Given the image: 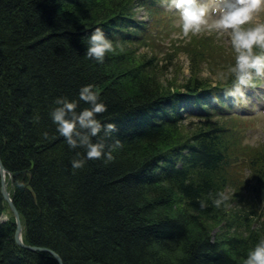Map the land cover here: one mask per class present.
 I'll use <instances>...</instances> for the list:
<instances>
[{"label":"trees","instance_id":"obj_1","mask_svg":"<svg viewBox=\"0 0 264 264\" xmlns=\"http://www.w3.org/2000/svg\"><path fill=\"white\" fill-rule=\"evenodd\" d=\"M162 1L0 0V159L24 244L63 264H243L264 238V144L240 146V118L226 111L231 77L212 86L195 71L202 62L228 69L235 52L210 41L206 53L194 40L191 76L163 86L155 58L141 52L156 44ZM96 27L116 44L104 63L85 55ZM86 84L107 105L98 118L115 125L93 138L112 159L73 169L84 149L69 147L49 113L56 97L78 100ZM189 118L199 122L186 130ZM230 187L248 198L217 207L216 194ZM1 189L0 176V218H9L0 221V264H58L17 244Z\"/></svg>","mask_w":264,"mask_h":264},{"label":"clouds","instance_id":"obj_2","mask_svg":"<svg viewBox=\"0 0 264 264\" xmlns=\"http://www.w3.org/2000/svg\"><path fill=\"white\" fill-rule=\"evenodd\" d=\"M171 7L178 11L182 32L199 33L205 27L217 33L227 32L235 52V62L227 69L217 73L220 79L231 77V86L225 95L244 96L245 87L256 77L264 76V22L250 23L256 12L264 6V0H220L218 8L212 9L215 16L209 21L210 8L207 0H171ZM116 51V44L108 37L102 27H96L87 38L85 55L96 63H104L108 53ZM79 101L87 107L80 108ZM55 107L50 110V118L60 136H63L72 149L83 148L77 152L79 158L71 161L73 169L84 167L88 160L107 156L112 159L111 151H105L106 145L94 137L103 132L110 135L115 129L113 123L102 122L97 114L106 110L107 105L100 99L95 85L86 84L79 90V99L66 96L56 97ZM47 137L48 133L45 132ZM119 141H117V144ZM228 199L225 192H219L213 203L219 207ZM206 202L201 201V206ZM243 264H264V238H261L248 250Z\"/></svg>","mask_w":264,"mask_h":264},{"label":"rangeland","instance_id":"obj_3","mask_svg":"<svg viewBox=\"0 0 264 264\" xmlns=\"http://www.w3.org/2000/svg\"><path fill=\"white\" fill-rule=\"evenodd\" d=\"M207 2L210 8L209 21L211 22V20L215 18L211 10L218 8L220 0H207ZM170 5L171 0L162 1L159 8L161 12L158 14L157 22L153 23L155 34L152 36L156 44L150 41L147 43V46L142 45L141 47V52L143 54L155 58V64L158 65L157 77L159 82L163 86H166V88L179 86V84L184 83L186 79L191 76V63L188 58L187 48L189 43L194 42V40L199 44L203 42V51L206 53L213 52L210 41H213L214 44L219 42V45L223 46V50L227 54L228 51L234 52L233 48H231L230 37L227 32L217 33L215 30H209L205 27L199 33H189V35L185 36L182 32L178 11ZM135 14L141 21L148 23L152 22L150 20V14L144 10L136 9ZM257 22H264V6L256 12L250 23L254 24ZM141 52H137V54L142 56ZM131 63H133V61ZM202 66L203 68H195V71H199V75L203 78H207V80L212 83V86L221 84L217 81V73L223 71L226 74L227 68H207L203 62ZM230 99L234 100V103H228L230 105L228 112H234L239 116L238 118H240V120L237 121L235 130L242 142H240V146H262L264 144V76L254 78V81L249 86L245 87L244 96L227 97V100ZM213 114H216V112ZM198 122L197 119L193 120L189 118L186 120L184 126L186 130H189ZM242 172L245 175L244 171ZM225 193L228 195L229 199L235 197L233 196L235 194L239 195H236L235 199L243 197L246 200L249 196L245 193L242 194V192L240 195V190L239 192H234L232 187L226 190ZM233 204L236 205L235 202ZM229 208H232V206ZM220 228L221 227H216L212 229L210 231L211 234L217 235L221 230Z\"/></svg>","mask_w":264,"mask_h":264},{"label":"water","instance_id":"obj_4","mask_svg":"<svg viewBox=\"0 0 264 264\" xmlns=\"http://www.w3.org/2000/svg\"><path fill=\"white\" fill-rule=\"evenodd\" d=\"M0 176H1L2 192L4 195V199L8 202V204L11 208V211L13 212V214L16 218L17 231L15 234V240H16L17 244L20 245L21 247L27 249V250L49 252L58 261V264H63L62 259L54 251L49 250V249H44V248L32 247V246H28V245L24 244L23 236H22V222H21L20 214H19L16 206L14 205V202H13V199L10 195V192L8 191L7 183H6L7 170L4 168V166L1 162V159H0Z\"/></svg>","mask_w":264,"mask_h":264},{"label":"bare ground","instance_id":"obj_5","mask_svg":"<svg viewBox=\"0 0 264 264\" xmlns=\"http://www.w3.org/2000/svg\"><path fill=\"white\" fill-rule=\"evenodd\" d=\"M6 183H7V181H6ZM1 194H2V196H3V198H4V195H3L2 189H1ZM4 200H5V199H4ZM5 201H6V200H5ZM6 203H7V205H8V208H9L10 213L13 215V218H14V224H15V227H16L15 234H16V231H17V222H16V218H15L13 212L11 211V208H10V206H9V204H8L7 201H6ZM20 218H21V216H20ZM7 219H9V218H8V214L5 213V214L0 218V221L3 220L2 222H5ZM23 233H24V228H23V225H22V236H23Z\"/></svg>","mask_w":264,"mask_h":264}]
</instances>
